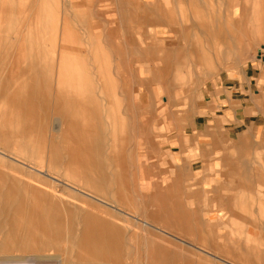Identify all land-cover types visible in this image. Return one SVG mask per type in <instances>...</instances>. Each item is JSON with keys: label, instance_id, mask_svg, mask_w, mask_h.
Returning <instances> with one entry per match:
<instances>
[{"label": "rangeland", "instance_id": "obj_1", "mask_svg": "<svg viewBox=\"0 0 264 264\" xmlns=\"http://www.w3.org/2000/svg\"><path fill=\"white\" fill-rule=\"evenodd\" d=\"M8 1L0 0V66L2 68H0V81H10L12 84L17 85L21 84L22 80L23 84L27 80V83H31V80L32 82H38V85H40L39 79L35 80L33 78V80L32 77H29L31 76L28 73L30 68L27 67H29L28 62L33 57L35 62H39L40 67L45 69L46 72H50L49 74L45 73L47 78L40 79L43 87L41 91L39 90V94H36L37 99L34 102L39 121L45 124L44 135L48 141L44 145L43 151L36 149L35 152L20 154L16 150L18 146L12 144L10 145L12 148H5L1 141L0 150L21 161L23 167L31 166L39 172L43 170L55 179H49V183L50 180L52 183L49 186L53 188V192L57 191L60 195L63 194L65 205L73 211L72 218L77 230L81 228L80 220L85 214V208L86 210L87 208L93 209L94 214L98 213L97 217L94 215V219L101 220L103 218L112 221L117 226L116 232L121 228V235L124 236L121 239V246L118 245L120 242H115L119 249L114 248L115 251H108L115 252V254L112 256L103 254L108 261L104 264H149L148 262L152 258V255H149V252H152V237L156 231L153 227L143 224L141 220L128 214L140 215L142 218L143 214L138 212L137 205L139 202L144 203L150 199L152 193L150 188L145 187L143 180L140 178V173L142 174L140 162L143 159L144 147L142 139L148 136L160 135L161 132L168 130V127L157 126V123L165 122L167 119L172 118L178 110H187L194 102L200 99L203 100L202 95L193 92L197 84L201 82V79H197V75H202L203 71L217 72L216 68L221 64L216 62L194 63L192 62L193 56L190 53L187 55L186 60L175 62L171 72L160 74V76L164 74V79L161 77V80L154 79L153 71L161 68L164 63L157 59L153 61L155 56L151 53L142 54L146 45L145 40L141 37L142 28H146L147 43L155 44L158 47L175 45L178 42L186 47L189 43L191 45L192 40L200 42L202 36L199 31H189L188 38L190 40L188 41L185 38H177L175 32L169 29L170 26L167 23L162 24V26L157 25L150 20L151 18L154 19L156 14L148 8L154 6V4H161L166 10L173 11L172 17L176 20V23L173 21L174 24L171 25L173 28H178L182 23L192 26L193 23L201 20L204 15L201 6L203 0H193V6L192 0H184L182 3L177 2V0H146L147 20L145 23L133 22L129 19V15L124 12L136 10L139 6L138 0ZM204 1L208 3L206 11H208V8L212 11L215 9V0ZM48 5L51 10L53 9L51 14H47ZM127 6H130V9H127ZM9 10L13 11L11 15L8 12ZM40 10L41 12H39ZM25 11L30 14V18H28L30 21L25 20L27 16ZM35 11L36 13H33ZM3 15L4 17H2ZM53 15L54 23H51ZM211 17H215L217 20L219 16L211 14ZM220 17H225L226 23V58L227 60L233 59L234 52L238 49H234L233 46L234 19L229 14ZM44 21L46 22L44 23ZM22 22L26 24L24 25L26 27L23 26ZM64 25L70 26L71 31L75 33L74 36L63 37ZM163 28L168 32L163 33L161 30ZM19 31L21 37L16 35L19 34ZM25 31L29 33L24 35ZM242 35V42H245L244 33ZM30 36L31 38H29ZM139 42L143 45H140ZM25 43L27 48L24 46ZM214 45L215 47L212 46V48L215 54L218 49L222 50L221 46L220 48L217 47L216 40ZM19 48L24 49L23 62L21 61L23 67L20 63L16 73L9 79L10 70ZM258 49H262L261 46L255 49V57L264 56V49L262 53H259ZM36 51L39 54L38 56H34ZM98 52L101 53L100 56H98ZM65 54H67L66 61H61L59 55ZM242 54L243 57L246 54L244 46L242 47ZM106 56L108 62L104 59ZM263 56H260V60ZM100 58L104 61H101ZM142 58L144 61H139ZM26 59H28V62L25 61ZM66 64L67 67H72V71L76 70L78 72L64 74L62 69ZM231 64L227 63L226 65ZM24 68L25 70H23ZM108 71L109 75L107 76L105 72ZM41 74L40 78L42 77ZM65 80L76 82L77 90H79L77 98L83 100L81 104L86 105L90 114L87 119L75 121L70 117L58 116L55 111V94L59 88V92L63 91ZM47 81L50 82L49 90H46ZM44 82H46L45 85ZM162 82L166 84L163 86L165 88L161 87ZM90 88L93 89L96 96L93 91H89ZM48 92L49 95L52 94L51 102L47 101ZM138 92L141 94H138ZM19 93L21 92L19 91ZM79 102H77L78 105ZM67 114H69L68 111ZM30 121L32 120L30 119ZM30 121L28 119L27 125L30 124ZM1 123L2 120H0V130L2 128ZM88 125H91L90 132L87 128ZM86 129L88 132H86ZM42 137L41 133L20 135V138L29 139V144L37 145L36 147H40ZM1 138L2 136L0 140ZM97 138L102 141L101 145L104 148V152L100 155L97 150ZM88 144H90V148L92 147L90 152L86 148ZM99 156L101 158H98ZM103 157H107V159H103ZM99 161L106 162L107 167L103 168V164L98 167ZM87 178H91V183ZM43 181L45 180H37L42 186L45 185ZM99 199L106 203L100 202ZM141 209L144 212V207ZM72 237L74 240L75 236ZM69 240L71 241V239ZM72 242L63 240L62 249H47L40 251V253H52L57 256L58 258L53 260L54 264H78L79 255ZM123 242H126L124 257L122 256ZM139 250L141 251L140 255L138 254ZM9 251L4 252L5 255L1 251L0 257H5L7 254H34L30 251H13L12 249ZM3 257L2 259H4ZM2 259L1 264L5 262ZM28 259L27 261H11L15 262L14 264H17L18 261V264H31L33 258ZM7 261L5 263L13 264L10 260V263ZM116 261L118 263H115Z\"/></svg>", "mask_w": 264, "mask_h": 264}, {"label": "crops", "instance_id": "obj_2", "mask_svg": "<svg viewBox=\"0 0 264 264\" xmlns=\"http://www.w3.org/2000/svg\"><path fill=\"white\" fill-rule=\"evenodd\" d=\"M138 1L136 10L124 12L133 22L145 23L147 1ZM214 2L215 9L206 11L208 3L203 0L201 20L178 28L171 27L176 23L173 11L161 4L148 8L156 14L150 20L159 26L167 23L177 38L189 41V31L201 32V41L192 40L187 48L179 42L161 47L147 43L146 28H142L146 42L142 54L151 53L153 61L164 63L153 71L154 79H164L160 74L171 72L173 64L190 53L194 63L221 64L217 72L197 75L201 82L193 92L203 100L157 123L168 130L142 139L140 178L150 188L151 198L137 205L142 218L126 213L156 231L149 264H264V56L254 53L258 46L259 53L264 49V0ZM211 14L219 17L216 20ZM225 14L234 19L233 46L239 51L228 60L225 17H220ZM215 40L222 47L216 54ZM104 59L108 62L107 56ZM101 143L97 138L99 155L104 152ZM100 164L107 167L106 162Z\"/></svg>", "mask_w": 264, "mask_h": 264}, {"label": "bare ground", "instance_id": "obj_3", "mask_svg": "<svg viewBox=\"0 0 264 264\" xmlns=\"http://www.w3.org/2000/svg\"><path fill=\"white\" fill-rule=\"evenodd\" d=\"M9 1H11V0H9ZM17 3H19V2L17 1ZM3 6H4V4H3ZM17 7H18V5L15 8L17 9ZM48 8H49V5H48L47 9ZM41 10L39 12H41ZM52 10H51V8H49V10L47 11L48 12L47 14H51ZM8 12L10 13V15L13 13V11H10V10ZM26 12L27 11H25V13ZM33 13H36V11ZM5 14H6V12H5ZM29 15L30 14H28V12H27L26 18L24 17L25 20L30 21V19H28V18H30ZM23 16H25V14H23ZM31 16H33V15H31ZM2 17H4V15ZM9 19H8V21H9ZM45 20H47V19H45ZM25 22H27V21H25ZM45 22L46 21H44V23ZM51 23H54V15H53V19H52ZM18 24H20V23H18ZM22 24H23V26L26 25V24H24V22H22ZM27 26L29 27V25H27ZM52 26H53V24H52ZM54 26H55V24H54ZM24 27H26V26H24ZM44 27H47V26H44ZM27 30H28V28H27ZM20 31H19V34H16V35L20 36V34H21ZM23 31H24V29H23ZM2 32H3V30H2ZM25 32L26 33H24V35L29 33V32L27 33V31H25ZM4 33H5V31H4ZM74 34L75 33L71 31L69 25H64L63 37H66V36L72 37V36H74ZM14 35H15V33H14ZM13 37L15 38V36H13ZM10 38H11V36H10ZM16 38H18V37H16ZM29 38H31V36ZM20 40H22V39H20ZM25 42H29V41L27 40ZM24 46H26V43ZM26 48H27V46H26ZM11 51H13V50H11ZM40 51H41V48H40ZM26 52H27V50H26ZM23 53H24V49L22 50L19 48L17 50V55L15 57V61L13 63L11 70H10V74H9L10 78L9 79H11V77H13V75L16 73L19 66L22 65L23 55H24ZM4 54H6V53L4 52ZM14 54H15V52H14ZM29 55H30V53H29ZM35 55L36 56L39 55L37 53V51H36V54H34V56ZM66 57H67V54L59 55V58L61 61H66ZM12 59L14 60V58H12ZM25 61L28 62V59H26ZM28 63H29V67H27V68H30L28 73L31 75L29 77H32V79L34 78L35 80L39 79L40 85H38V82L37 83H36V81L32 82L31 80H30L31 83H27L28 82V80H27V82L25 84H23L22 83L23 80L21 82V78H20L21 84H17V85L12 84L10 81H6V82H3L2 80L0 81V120H2V123H1L2 128L0 130V137L2 136V138L0 141H1V144H3V146L5 148H7V147L9 148L10 145H12V144L18 146L16 148V150L20 154L35 152L36 149L38 151H41V150L43 151L44 145H46V142L48 141L44 135V131L46 128L45 124L39 121L37 112H36L35 107H34V105H35L34 102L37 99L36 94L38 95L39 90L41 91V89L43 87V85H41L40 79L47 78L45 73H48V72H46L45 69L40 67V65L38 64L39 62L34 61V57ZM22 67H23V65H22ZM0 68H1V66H0ZM23 70H25V68ZM62 72L64 74H67V73L72 74V73H77L78 71H76V70L72 71V67H70V66L67 67V64H66L65 67H63ZM22 73H24V72H22ZM40 73H42L41 78H40ZM59 73H60V71H59ZM58 77L60 78V76H58ZM23 78H24V76H23ZM3 79H4V77H3ZM60 80H61V78H60ZM45 83L46 82H44V85H45ZM75 83L76 82H69V81L65 80V85H63V91L59 92V90H60V88H59L58 92L55 94L56 96L54 98V103L56 105L55 111L57 112L58 116H61L64 118L70 117L73 120L78 121L80 119H82V120L87 119L90 116V114L86 108V105L81 104L83 100L77 98V94H79V92H78L79 90H77V86ZM46 88H47L46 90H49L50 82L47 83ZM66 88H67V90H65ZM19 91L21 93H19ZM51 99H52V94L49 95V92H48L47 101L51 102ZM79 101H81V102H79ZM45 102H46V100H45ZM45 102H44V104H45ZM77 102H79V105ZM66 104H68V105H66ZM67 111L69 114H67ZM28 119H29V121H30V119L32 120V121H30L29 125H27ZM90 126L91 125L87 126L89 132L91 131ZM88 131L86 129V132H88ZM25 133H27V134H29V133H41L43 137L40 140V144H41L40 147H36L37 145L36 146L30 145L29 139H26V140H28V141H26L25 139L20 138V135H23ZM75 141H77V140H75ZM10 148H12V147H10ZM86 148H88V151L90 152V149L92 147L90 148V144H88V147L86 146ZM23 170H24V172H23ZM91 178H92V176H91ZM91 178L90 179L87 178L89 180V183H91ZM42 179L45 180V181H43L45 184L43 186L37 182V180H42ZM49 179L55 180L48 172H45L43 170H40V172H39L38 170L33 169V167H31V166L23 167L21 165V161L9 156V154L0 150V252L1 251L3 253L4 252H10L9 250L12 249L13 251L14 250H20V251H30V252L34 253L33 255H31V254L30 255H8L6 253L7 256H5V257L2 256L4 259H2V257H0V261H1V259L3 261L5 260V262L7 260H8L7 262H9V260H10V262H13L11 260H14V261L15 260L16 261L17 260H23V261L26 260L27 261L28 258L29 259L33 258V261L31 264H54L53 260L57 259L58 258L57 256H55L52 253H50V254L40 253V251L47 250V249H57V250L62 249L63 247L61 244H62L63 240H66L67 242L73 241L72 245L76 247L78 255H79L78 256L79 257L78 264H104V263H107L108 262L107 258H105V256H103V254L106 255V253L109 250L115 251L114 248H118L117 244H115V242H117V243L120 242L118 245L121 246V241H122L121 239H123V237H122L123 234L121 235V231H120L121 228H120V230L118 229V231L116 232L117 226L112 221H110L108 219L104 220L102 217H101L102 218L101 220L94 219V215L96 216L98 213L94 214L92 211L93 209L90 210L87 208V210H86V208H85V214L83 215V218H81V220H80L81 228L77 230L74 219L72 218V216H73L72 212L73 211H71L65 205L64 196L62 197L63 194L60 195L59 192H57V191L53 192V188H51L49 186L51 183V180L49 183ZM92 180L94 181V179H92ZM53 185H54V183H53ZM100 202L106 203L105 201H102V200H100ZM94 212H96V211L94 210ZM79 217H81V216H79ZM103 217H105V216H103ZM72 236H75L74 240H73ZM69 239H71V241ZM115 240H118V241H115ZM69 246H68V248H69ZM122 246H123V244H122ZM9 254H12V253H9ZM4 255H5V253H4ZM59 260H60V258H59ZM52 261H53V263H52ZM5 262L3 264H7ZM14 263L15 262H13V264ZM18 263H19V261L17 262V264ZM115 263H118V262L116 261ZM112 264H114V263H112Z\"/></svg>", "mask_w": 264, "mask_h": 264}]
</instances>
